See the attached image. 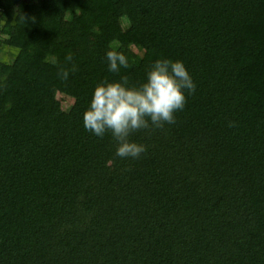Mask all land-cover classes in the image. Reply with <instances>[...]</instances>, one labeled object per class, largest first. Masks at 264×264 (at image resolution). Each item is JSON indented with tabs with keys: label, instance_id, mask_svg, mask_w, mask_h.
Segmentation results:
<instances>
[{
	"label": "trees",
	"instance_id": "trees-1",
	"mask_svg": "<svg viewBox=\"0 0 264 264\" xmlns=\"http://www.w3.org/2000/svg\"><path fill=\"white\" fill-rule=\"evenodd\" d=\"M163 58L196 90L121 159L82 114ZM0 264H264V0H0Z\"/></svg>",
	"mask_w": 264,
	"mask_h": 264
},
{
	"label": "clouds",
	"instance_id": "clouds-1",
	"mask_svg": "<svg viewBox=\"0 0 264 264\" xmlns=\"http://www.w3.org/2000/svg\"><path fill=\"white\" fill-rule=\"evenodd\" d=\"M65 59L70 62L72 57ZM105 59L113 73L129 66L122 51L109 49ZM60 75L66 80L69 71L61 68ZM195 90L196 84L183 61L157 59L139 85H129L126 77L96 84L82 114L83 126L96 137L110 133L117 157L139 159L147 146L132 140L131 135L142 129L174 124L175 114L185 107L186 93Z\"/></svg>",
	"mask_w": 264,
	"mask_h": 264
},
{
	"label": "rangeland",
	"instance_id": "rangeland-1",
	"mask_svg": "<svg viewBox=\"0 0 264 264\" xmlns=\"http://www.w3.org/2000/svg\"><path fill=\"white\" fill-rule=\"evenodd\" d=\"M1 55H2V56H9V57H10V55H6V54H4V53H1ZM58 98H60V99L62 100V102H63V106H64L65 109H70L71 106L73 105L74 100H73L72 98L65 97V96L62 95V94H59V95H58Z\"/></svg>",
	"mask_w": 264,
	"mask_h": 264
}]
</instances>
